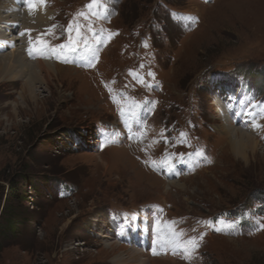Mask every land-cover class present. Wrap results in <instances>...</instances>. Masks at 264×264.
Instances as JSON below:
<instances>
[{"label":"rangeland","instance_id":"374dc122","mask_svg":"<svg viewBox=\"0 0 264 264\" xmlns=\"http://www.w3.org/2000/svg\"><path fill=\"white\" fill-rule=\"evenodd\" d=\"M41 4L47 25L21 16L9 31L25 34L0 54L44 62L29 42L69 35L79 49L55 56L63 75L35 84L37 104L21 100L25 78L0 73V264H264V0ZM219 98L235 125L254 107L247 160L219 132Z\"/></svg>","mask_w":264,"mask_h":264},{"label":"bare ground","instance_id":"6f19581e","mask_svg":"<svg viewBox=\"0 0 264 264\" xmlns=\"http://www.w3.org/2000/svg\"><path fill=\"white\" fill-rule=\"evenodd\" d=\"M19 1L20 3L22 2V0H19ZM5 3H9V2H7L6 0ZM15 3H16L15 4L16 6L11 5L10 3L6 6L5 5L3 6L4 3L2 2V0H0V44L2 47L3 45L5 47V45L7 44L8 45L13 44V43L15 44L16 42H19L22 39V37L19 36V33L18 34L11 33L9 31L11 30L10 25L12 23L15 24V21H18L21 16L23 17L24 20H26L25 23L27 22V20L28 22L31 23L29 19L35 18L37 20L36 24L38 26L47 25L48 20L51 17L49 12L45 9V7L38 0H36V4H37L36 8L31 11L29 10L28 6H24L20 8L19 7L20 4L18 5L16 1ZM23 4L25 3L22 2V5ZM4 9H6L5 10L6 14L3 15L1 11H3ZM1 41H4V42H1ZM13 48L14 49H12V51L6 54H0L1 76L4 78H11L12 80L25 78L26 79L25 92H24V95L21 96V100L23 102L29 101L32 104H37L38 102L37 93L39 94L41 93V91L38 90L37 87H35V84L38 82V83H43V84L45 83L48 85L49 83H52L54 80L59 81V78L62 77L63 75V69L55 66V63H54L55 55L54 54L51 56L48 55L49 60L47 58V61L45 60L44 62H41L40 60L28 61L25 58L26 54H25V51L23 50V47L20 48V47L14 46ZM38 56L40 55L38 54L37 57ZM26 72L28 73L26 74ZM228 104H230V101L222 102L220 98L218 99L217 105L221 109V111L219 110L221 112V118H222L221 120H223L224 122L225 121L230 122V124H227L225 122L226 124L221 127L222 130L219 129L220 130L219 132L224 133L225 135L229 136L228 137L230 139L229 147L232 153L235 156L240 157L243 160H247L248 153L255 155L258 149V143L254 140L256 138V137L254 138L255 134H257L256 133L257 129L255 126L256 124L253 121V119L256 117L255 115L256 112L254 111V107H249V106L246 107L244 111L245 115L240 116L243 121L238 122V124L235 125V123H232L231 120L233 118L235 119L238 114L236 112L235 113L236 115L234 114V117H233L231 107H229ZM248 112L253 113V116L252 117L247 116ZM166 177L168 176L166 175ZM172 181L174 183H170L171 185H177L178 187L185 189V184L183 183L180 184L174 180Z\"/></svg>","mask_w":264,"mask_h":264},{"label":"snow or ice","instance_id":"6c2138e0","mask_svg":"<svg viewBox=\"0 0 264 264\" xmlns=\"http://www.w3.org/2000/svg\"><path fill=\"white\" fill-rule=\"evenodd\" d=\"M39 2L40 3H45L46 0H39ZM27 6H28V8H29L30 11L33 10V9H35L36 6H37L36 0H27ZM90 7H91V5H90ZM182 20H183V22L185 24H188L189 22L192 21V18L191 17H182ZM27 31L30 34V31L31 30H27ZM68 31H69V33H71L72 29L69 28ZM19 34L21 36H23L25 33L24 32H20ZM76 35L77 36L80 35L79 31H77ZM29 43L31 45L28 48V55L30 57H35L37 54L44 55V53L47 52L49 56H51V55L54 54L57 59H60L63 56L64 62H68V55L69 54H75V53H77V51L79 49V43L77 41L72 40L71 35H69V42L67 44H61V45H59L58 48H56V47L49 48V46L47 45V43L45 41H43V40H39L36 43H33L32 41H30ZM83 52L84 53H90L91 54L90 56L89 55H81L80 56V59L81 60L86 61V66L91 67L92 66V62H93V59H94V56H95L94 51L91 48L85 47L83 49ZM137 78L139 79V77H137ZM230 106L231 105H229V107ZM240 115L241 116H244L245 115V112L244 111H241ZM247 116L252 117L253 116V113L248 112L247 113ZM255 126L257 128L260 127L259 124H256ZM189 155H191V154H189ZM197 155L203 156L204 153L203 152H199V153H197ZM179 159H180V162L181 163H187V161H185L183 159V155H181L179 157ZM169 170L170 171H174L175 169L169 167ZM111 218L114 219V220L116 219L114 216L111 217ZM124 219L127 221V224L124 225L125 228H128V227H136V219L137 218L135 216H130L128 214H125L124 215ZM226 227L231 230V229H235L237 226L233 223V224L226 225ZM260 227L264 228V224H261ZM216 230L217 231H220L221 229L218 228ZM168 242L170 243L172 241H168ZM177 247H180L182 249V251H184V253L186 255H191L195 251L197 245H196V242L194 240H191L190 239V240H188L186 242V245L185 244H178Z\"/></svg>","mask_w":264,"mask_h":264},{"label":"trees","instance_id":"16d2710c","mask_svg":"<svg viewBox=\"0 0 264 264\" xmlns=\"http://www.w3.org/2000/svg\"><path fill=\"white\" fill-rule=\"evenodd\" d=\"M10 195H13V192L12 191L10 192Z\"/></svg>","mask_w":264,"mask_h":264}]
</instances>
